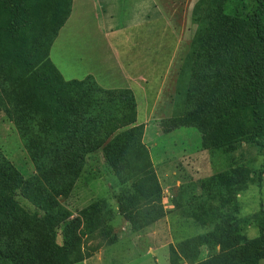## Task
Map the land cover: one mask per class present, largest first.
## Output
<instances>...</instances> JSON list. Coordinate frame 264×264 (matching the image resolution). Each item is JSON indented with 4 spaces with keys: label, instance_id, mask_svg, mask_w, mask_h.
<instances>
[{
    "label": "rangeland",
    "instance_id": "obj_1",
    "mask_svg": "<svg viewBox=\"0 0 264 264\" xmlns=\"http://www.w3.org/2000/svg\"><path fill=\"white\" fill-rule=\"evenodd\" d=\"M46 1L31 0L29 7L36 9L39 16L43 13L49 21L51 17L48 9L53 3ZM101 1L74 0L69 22L59 29L50 46L49 57L65 80L83 79L90 75L100 86L115 88L121 85L122 77L117 68V33L112 34L111 31L117 25L126 23V15L136 14L131 11L133 5L143 0H118L121 15L118 19L117 13L112 12L114 18H107L102 9H96ZM217 1L155 0L165 14V19L153 21L155 29L161 26L166 28L168 23L178 29L180 41L174 57L170 56L173 59L164 82L155 85L150 94L145 84L136 87L135 92L140 107L139 123L143 127L148 126L146 130L144 127L143 142L150 151L167 214L145 228L136 224L134 227L133 222L118 214L114 199V193L117 192L114 172L100 148L86 155L78 170H73L71 175L75 177L74 183L66 196L52 189L51 182L57 162L52 160L49 165H45L37 161L32 155L34 147L28 148L24 141L23 135L28 125L18 126L14 116L0 107V206H3L0 209V223L4 221L7 227L23 229V234L31 239H42L61 246L65 244L63 232L69 236L79 232L86 209L96 212L103 221L91 234L81 235L82 259L74 264H171L170 246L186 236L196 234L205 236L202 244L204 255L216 256L221 261L219 264L252 263L260 252L257 223L261 215V203L264 206V147L262 154L258 153L255 146L244 140V134H247V128L251 126L248 109L234 103L229 106L230 100L219 107V98L218 104L213 107L207 109L203 106L197 110L196 105H201L198 101L199 93L195 97L196 101L190 102L189 108V103H186L190 74L188 63L193 56L196 38ZM39 16L31 20L26 35L28 60L31 64L36 62L38 55L34 49L39 40ZM135 21L137 23L130 32L133 37L139 38L148 25H142L140 19H130L131 23ZM1 35L2 39L6 38L4 34ZM248 44L254 48L250 41L245 42V47ZM13 47L7 41V60L0 62V75L20 95V109L25 112L38 110L33 99L36 103L37 100L53 103L60 92H52L54 88L49 87L47 78L37 80L38 73L34 74L28 67L22 68L15 62L13 54L9 53ZM122 49H119L121 53ZM134 53L130 54L128 61L132 60ZM125 61L123 64L127 63V58ZM134 64L137 73L138 62ZM159 64L162 65L163 61ZM138 65L147 68L149 64L145 62ZM124 66L128 69V66ZM143 76L150 80L146 78L147 75ZM235 90L239 98L244 94L240 87ZM153 96L155 99H151ZM201 98L203 102L207 100L205 94ZM150 106L154 109L148 113ZM261 109L264 114V106ZM193 111L196 112L191 114ZM184 112L188 119L187 125L173 128L176 121L171 118L180 120ZM163 120L164 124L160 123ZM240 126L244 130L242 136L239 135ZM165 131L171 132L163 133ZM69 173L65 171L64 174ZM259 177L261 188L257 184ZM211 183L218 185L215 187ZM201 185L208 187L209 193L201 194ZM182 186L194 194V201L209 206L208 215L202 216L198 209H194L188 217L181 218L178 213L180 211L172 214L179 209H173L176 206L173 198L177 204L184 206L183 210H187L185 207L191 203L179 197L180 189H184ZM215 194L238 204L240 211L237 221H224L225 208L217 216L213 214L217 211L213 209L214 206H220L214 201ZM208 196L211 200L207 204ZM51 208L62 214L58 225H53L56 230L54 241L51 240L53 232L49 233L47 225H43L45 213L52 211ZM5 211L6 215L3 216ZM179 262L187 264L182 259ZM258 263L264 264V258L259 259Z\"/></svg>",
    "mask_w": 264,
    "mask_h": 264
},
{
    "label": "trees",
    "instance_id": "obj_2",
    "mask_svg": "<svg viewBox=\"0 0 264 264\" xmlns=\"http://www.w3.org/2000/svg\"><path fill=\"white\" fill-rule=\"evenodd\" d=\"M31 0H0V62L6 59V44L11 42L13 54L22 68H29L40 80L47 78L52 92H60L55 101L44 102L33 99L36 109L27 112L20 109L21 99L16 90L0 75V107L10 114L18 126L28 125L23 135L28 148L34 147L32 153L37 161L49 165L57 162L51 188L67 194L77 171L89 153L102 149L106 162L111 166L117 192L114 199L118 214L125 220L143 228L152 225L167 214L162 203V188L155 172L150 151L143 142V124H136V101L129 88H103L88 75L83 79L65 80L49 57L50 46L59 29L70 15L72 0H48L52 2L48 11L50 20L43 13L29 7ZM36 16L39 40L34 51L38 54L35 63L28 60L26 35L30 22ZM5 35V39H2ZM41 34V35H40ZM195 40V38H194ZM193 56L188 63V86L186 103L194 102L197 93L199 107H219L230 100V104L248 109L251 126L244 134L246 143L257 148L262 154L264 147V0H218L213 7L207 23L196 38ZM250 41L254 48L245 47ZM32 52V50H30ZM1 74V73H0ZM55 83L57 89L55 90ZM244 93L240 98L235 88ZM42 88H45L44 86ZM3 92V93H2ZM3 97H1L2 94ZM20 93V92H19ZM21 94V93H20ZM207 96L203 102L202 96ZM211 95H214L213 98ZM225 97V98H224ZM5 99V100H4ZM211 99V100H210ZM44 102V103H43ZM187 108V107H186ZM196 111L191 112L195 113ZM26 113V114H25ZM190 116V114H189ZM176 125H187L184 112ZM164 120L160 123L164 124ZM43 127V128H42ZM246 128V127H245ZM35 129L38 131L35 132ZM242 136L243 127H239ZM173 131V130H172ZM165 131L163 133H169ZM54 158V159H53ZM69 171V174H64ZM262 170L259 171L261 174ZM261 178L257 182L261 188ZM212 181V180H211ZM218 185V183H211ZM203 185H201L202 187ZM183 187V186H182ZM185 187V186H184ZM183 187V188H184ZM209 193L208 187H202L201 194ZM66 196V195H65ZM179 197L191 201L187 210L180 203L172 214L180 213L182 217L193 214L194 209L208 215L209 206L194 201V194L188 189H180ZM193 200V201H192ZM211 200L209 196L207 204ZM216 216L225 208L227 223L230 219L237 221L240 208L236 202L214 195ZM225 204L230 206H224ZM3 206H0L2 209ZM47 211L43 220L48 232L55 239L54 224L62 217L61 213ZM2 214L3 216L6 215ZM177 213V214H178ZM171 214V212H170ZM222 214V213H220ZM258 220L260 252L251 264H259L264 258V206H260ZM82 227L77 234L69 236L63 232L64 245L55 246L45 240L26 237L23 229L16 226L7 227L0 223V264H74L81 261V235L91 234L103 219L89 209L84 211ZM196 217L200 218L199 215ZM246 219H249L247 217ZM139 225H138V224ZM184 223H187L186 221ZM6 226H4V225ZM58 225V224H57ZM71 237V239L69 238ZM204 235L186 236L170 246V263L181 264H219L216 256L206 257L202 244ZM30 240V241H29ZM36 240V241H35ZM70 240V241H69ZM223 264V262H222Z\"/></svg>",
    "mask_w": 264,
    "mask_h": 264
},
{
    "label": "crops",
    "instance_id": "obj_3",
    "mask_svg": "<svg viewBox=\"0 0 264 264\" xmlns=\"http://www.w3.org/2000/svg\"><path fill=\"white\" fill-rule=\"evenodd\" d=\"M73 2L74 0H72L71 10L73 7ZM119 5L120 4L118 0L116 2L114 0H102L101 3L97 4L96 9L99 8L102 9L104 16L107 18H114L112 12L117 13V19H118L121 18V15L119 14ZM131 11L136 12V14L126 15L125 16V18H127L126 23L123 25H117V28L112 30L111 33L112 34L117 33V35H115L117 36V53L116 52L115 53L117 56V68L118 70H120L121 72L120 76L122 77L121 85L115 88H129L133 92V95L137 100V95L135 92L136 87L138 86L141 87L142 84H145L146 85L145 87L147 88L146 91L147 93L150 94L151 90L155 88V85L157 86L160 82L161 83L164 82L167 74V70L171 66V61L173 59L170 58V56L174 57L175 52L178 48L180 37H179L178 29L169 26L168 23L166 28H164V26L163 27L161 26L155 29L154 25L152 24L153 21L155 22V21H159L160 19H165L164 12H162L160 7L156 5L155 0H143L142 3L140 4L138 3L134 4ZM71 14L72 13L70 11V15L65 21L66 24L69 22ZM130 19H134V20L140 19L141 22L143 23L142 25L144 24L148 25L146 29L144 28V30H142L141 36L139 38H136L135 36L133 37L132 32H130L137 23V21L131 23ZM118 40H121L122 42L124 41V43H120ZM170 42H172L171 46H170ZM124 44L126 48L124 47ZM121 48H123L122 49L123 53H121V51L119 50ZM124 48L128 51H125ZM133 52L136 53L141 52V54L139 53L132 54L133 57L132 60L128 61V57ZM126 58H127V63L123 64V62H126L125 61ZM160 61H163L162 65L159 64ZM134 62H138V64H144L145 62H148L149 65L147 68H145V67H139V65L137 64L138 72L136 73L133 67L136 66ZM124 65L128 66V69H126ZM131 67L133 68L132 70ZM140 70H142L141 74L139 73L141 72ZM144 74L147 75L146 78L150 80H146L143 76ZM154 97L155 96H153L151 99H153ZM151 102H153V100ZM138 103L139 102L137 100L136 101L137 124H142L141 122L139 123L141 119L139 118L140 107ZM153 109L154 107L150 106L148 113H151ZM144 113L145 111H143V114ZM147 127L148 126L146 125L145 130L147 129Z\"/></svg>",
    "mask_w": 264,
    "mask_h": 264
}]
</instances>
